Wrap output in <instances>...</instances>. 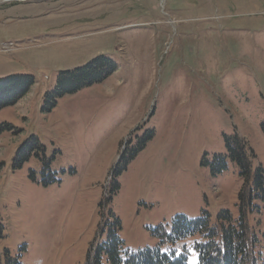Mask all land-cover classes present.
Returning a JSON list of instances; mask_svg holds the SVG:
<instances>
[{"label":"rangeland","instance_id":"374dc122","mask_svg":"<svg viewBox=\"0 0 264 264\" xmlns=\"http://www.w3.org/2000/svg\"><path fill=\"white\" fill-rule=\"evenodd\" d=\"M100 55L117 70L47 109L60 72ZM15 74L35 84L0 111L14 127L0 132V261L87 264L117 217L123 258L160 247L198 264L201 235L156 230L203 211L238 222L240 149L264 263V0H4L0 78Z\"/></svg>","mask_w":264,"mask_h":264},{"label":"trees","instance_id":"16d2710c","mask_svg":"<svg viewBox=\"0 0 264 264\" xmlns=\"http://www.w3.org/2000/svg\"><path fill=\"white\" fill-rule=\"evenodd\" d=\"M117 70L116 63L103 55L97 56L89 63L72 70L61 71L56 87L46 93L49 99L47 109H52L57 100L67 94H73L83 87L105 82ZM35 84V78L28 74H15L0 78V111L16 105L23 99ZM5 129L13 130L8 123L0 124V132ZM264 130V122L262 123ZM234 157L240 162L242 174L245 176V184L241 190L242 202L241 217L236 222L229 210H223L216 224L211 222L207 211L195 219L185 215H177L173 219L171 233H166L163 227H159L156 233L164 241L176 242L191 235H201L204 241H197L199 250L198 264H264L260 256L255 253L254 242L249 233L247 221L248 207L254 195L250 178L253 176L251 161L247 154L240 149L233 152ZM263 175L256 174L257 195L264 193ZM118 182H116V188ZM110 229L108 240L101 243L92 255L88 256L87 264H187L188 257H171L164 253L160 247L144 248L137 252L127 251V256H121L124 250V241L119 237L121 228L120 220L115 217ZM7 256V255H6ZM7 261L0 264H19L7 256Z\"/></svg>","mask_w":264,"mask_h":264},{"label":"built area","instance_id":"2783aa9c","mask_svg":"<svg viewBox=\"0 0 264 264\" xmlns=\"http://www.w3.org/2000/svg\"><path fill=\"white\" fill-rule=\"evenodd\" d=\"M11 46H13V45L12 44H10V45L5 44V45H3V49L5 51H7V49L11 48Z\"/></svg>","mask_w":264,"mask_h":264},{"label":"water","instance_id":"95a60500","mask_svg":"<svg viewBox=\"0 0 264 264\" xmlns=\"http://www.w3.org/2000/svg\"><path fill=\"white\" fill-rule=\"evenodd\" d=\"M1 1H4V0H0V2H1ZM14 1H26V0H14Z\"/></svg>","mask_w":264,"mask_h":264}]
</instances>
